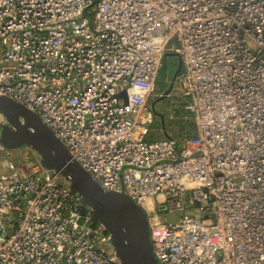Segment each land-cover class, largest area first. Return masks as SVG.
I'll return each mask as SVG.
<instances>
[{
    "label": "built area",
    "instance_id": "built-area-1",
    "mask_svg": "<svg viewBox=\"0 0 264 264\" xmlns=\"http://www.w3.org/2000/svg\"><path fill=\"white\" fill-rule=\"evenodd\" d=\"M167 52L194 137L150 139ZM0 95L146 211L160 264H264V0H0ZM0 264L120 263L63 178L0 145Z\"/></svg>",
    "mask_w": 264,
    "mask_h": 264
},
{
    "label": "water",
    "instance_id": "water-1",
    "mask_svg": "<svg viewBox=\"0 0 264 264\" xmlns=\"http://www.w3.org/2000/svg\"><path fill=\"white\" fill-rule=\"evenodd\" d=\"M178 63L172 81L181 71ZM171 86L159 97L169 94ZM129 89L117 97L127 104ZM0 145L8 150L31 149L43 169L69 185L93 220L107 232L109 244L120 264H160L154 255L148 214L123 191H104L72 158L67 148L42 123L38 115L13 99L0 95Z\"/></svg>",
    "mask_w": 264,
    "mask_h": 264
},
{
    "label": "rangeland",
    "instance_id": "rangeland-1",
    "mask_svg": "<svg viewBox=\"0 0 264 264\" xmlns=\"http://www.w3.org/2000/svg\"><path fill=\"white\" fill-rule=\"evenodd\" d=\"M168 54L174 53H166L162 62L163 66L165 59L170 56ZM170 59L172 64H170L171 68L169 69L168 74L163 75L161 73V69L163 68L162 66L157 74L154 94L148 100V107L153 117L150 124V136L152 135L157 139L173 137L176 140H181L183 136H186L188 133L194 131L193 129L188 128L189 126H194V120L190 114L187 115L184 109L187 103V96L182 84L180 83V80L182 79V69L175 80L172 81V76L176 69L178 60L174 56L170 57ZM170 86L171 90L169 94L161 100H158L162 93H164ZM150 139L157 140L154 138ZM168 218L171 220L176 219V215H168Z\"/></svg>",
    "mask_w": 264,
    "mask_h": 264
},
{
    "label": "trees",
    "instance_id": "trees-1",
    "mask_svg": "<svg viewBox=\"0 0 264 264\" xmlns=\"http://www.w3.org/2000/svg\"><path fill=\"white\" fill-rule=\"evenodd\" d=\"M170 57H172V56H169V57H167L166 59H165V61H164V66H163V68L161 69V73L163 74V75H166V74H168V72H169V69L171 68V65L170 64H172V61H171V59H170ZM186 113H187V115H189V113L186 111ZM184 118V117H183ZM187 118V117H186ZM185 119V118H184ZM189 129H193L194 131L193 132H191L192 133V135H191V133H188V134H190V135H186V136H183L182 137V139L184 138V137H194L195 135H196V130H195V125L194 126H189L188 127ZM185 129V128H184ZM183 129V130H184ZM170 138H173V137H170ZM180 140V139H179Z\"/></svg>",
    "mask_w": 264,
    "mask_h": 264
},
{
    "label": "crops",
    "instance_id": "crops-1",
    "mask_svg": "<svg viewBox=\"0 0 264 264\" xmlns=\"http://www.w3.org/2000/svg\"><path fill=\"white\" fill-rule=\"evenodd\" d=\"M182 69V68H181ZM153 118V117H152ZM151 138H154V139H157V138H155V137H153L152 135L150 136Z\"/></svg>",
    "mask_w": 264,
    "mask_h": 264
},
{
    "label": "bare ground",
    "instance_id": "bare-ground-1",
    "mask_svg": "<svg viewBox=\"0 0 264 264\" xmlns=\"http://www.w3.org/2000/svg\"><path fill=\"white\" fill-rule=\"evenodd\" d=\"M147 202H151V200H150V199H148V200H147Z\"/></svg>",
    "mask_w": 264,
    "mask_h": 264
}]
</instances>
